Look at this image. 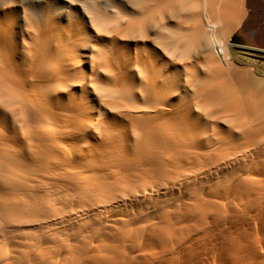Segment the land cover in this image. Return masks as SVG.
<instances>
[{
  "label": "bare ground",
  "instance_id": "obj_1",
  "mask_svg": "<svg viewBox=\"0 0 264 264\" xmlns=\"http://www.w3.org/2000/svg\"><path fill=\"white\" fill-rule=\"evenodd\" d=\"M51 1L0 0V264H264V0Z\"/></svg>",
  "mask_w": 264,
  "mask_h": 264
},
{
  "label": "rangeland",
  "instance_id": "obj_2",
  "mask_svg": "<svg viewBox=\"0 0 264 264\" xmlns=\"http://www.w3.org/2000/svg\"><path fill=\"white\" fill-rule=\"evenodd\" d=\"M55 4L60 5L63 10L61 11L64 15H69L71 18H67L63 25L66 26L68 24L76 23L79 25H85L86 29L91 28V22L89 16L84 11L85 7L88 6L91 1L90 0H52ZM93 11L97 13V8H94ZM259 12H263V10H259ZM90 47L94 44V36L90 37ZM88 66V64H87Z\"/></svg>",
  "mask_w": 264,
  "mask_h": 264
}]
</instances>
